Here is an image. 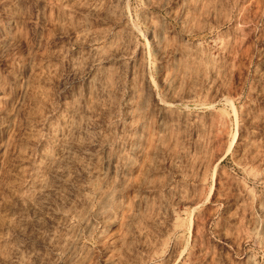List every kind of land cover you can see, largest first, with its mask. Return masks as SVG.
<instances>
[{"label": "rangeland", "instance_id": "rangeland-1", "mask_svg": "<svg viewBox=\"0 0 264 264\" xmlns=\"http://www.w3.org/2000/svg\"><path fill=\"white\" fill-rule=\"evenodd\" d=\"M0 264H264V0H0Z\"/></svg>", "mask_w": 264, "mask_h": 264}]
</instances>
